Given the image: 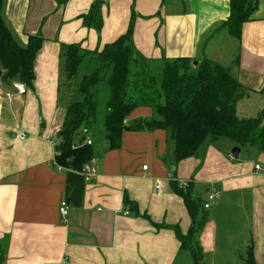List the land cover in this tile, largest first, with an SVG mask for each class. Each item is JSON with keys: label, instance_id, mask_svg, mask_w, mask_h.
Returning a JSON list of instances; mask_svg holds the SVG:
<instances>
[{"label": "crops", "instance_id": "0c3cea01", "mask_svg": "<svg viewBox=\"0 0 264 264\" xmlns=\"http://www.w3.org/2000/svg\"><path fill=\"white\" fill-rule=\"evenodd\" d=\"M94 2H2L3 18L20 45L27 46L30 35L44 37L32 88L19 93L17 81L3 79V70L0 74L2 264H193L175 231L151 222L179 225L188 232L191 215L172 186L179 179L191 181L200 202L212 190L219 193L198 214L205 215L196 233L204 258L221 251L219 232L227 228L234 247L225 250L233 252L235 264L245 262L250 244L257 263L264 264V149L257 145L208 138L194 156L177 162L168 131L127 129L121 147L107 150L105 141L98 144L106 136L105 112L84 130L83 143L90 137L98 145V174L84 179L81 205L72 203L68 186L76 182L68 179V168L56 163L68 103L59 91L61 43L101 50L124 34L132 19L134 46L154 73L158 68L161 77L165 58H209L232 66L246 89L237 103L238 115L262 116L264 123V0H256L240 38L221 26L230 17L231 0H107L101 5L99 31L86 26L82 17ZM152 115L151 108L139 107L127 122ZM234 146L241 149L239 158L231 153ZM63 200L69 203L68 220L60 213ZM211 264L218 263L212 259Z\"/></svg>", "mask_w": 264, "mask_h": 264}, {"label": "trees", "instance_id": "16d2710c", "mask_svg": "<svg viewBox=\"0 0 264 264\" xmlns=\"http://www.w3.org/2000/svg\"><path fill=\"white\" fill-rule=\"evenodd\" d=\"M56 1L61 6L69 0ZM106 1L95 0L90 12L82 16L86 26L101 30V5ZM2 2L0 0V70H3V79H15L32 88L35 60L44 37L30 35L27 46L20 45L3 18ZM256 8V0H231L230 17L221 26L227 28L231 36L240 38L243 24L251 19ZM133 31L134 19L124 34L101 50L90 51L80 43H61L60 97L64 91H70L79 94L80 98L68 99L57 142L56 163L68 168V179L75 180L68 189L72 188L70 197L78 206L85 187L82 169L95 157L98 148L94 141L83 143V138L86 137L84 130L97 123L101 83L108 85L110 95L104 118L106 136L98 144L105 141L107 150L121 147L127 129L168 131L174 142L177 162L194 156L208 138L225 137L240 146L257 145L264 149L263 117L242 118L237 113L238 100L245 95L246 89L238 80L234 67L209 58L197 64L189 57L165 58L160 77L150 67L148 59L135 48ZM139 107L151 108L153 115L128 123L129 116ZM172 186L184 199L191 215L188 232L183 233L179 225L151 222L157 228L173 229L182 249L191 253L193 264H205L196 233L205 224V215L199 218V211L208 208L194 198L191 182L188 187L181 188L174 180ZM0 255L2 264V247ZM243 259L246 264H258L253 244L248 245Z\"/></svg>", "mask_w": 264, "mask_h": 264}, {"label": "rangeland", "instance_id": "374dc122", "mask_svg": "<svg viewBox=\"0 0 264 264\" xmlns=\"http://www.w3.org/2000/svg\"><path fill=\"white\" fill-rule=\"evenodd\" d=\"M224 29L227 31V33H229L227 28L224 27ZM155 71H156L155 73L157 75H160L158 68H156ZM109 95H110V90L108 88V85L106 83H101L99 85V91H98V97H97L98 114L104 115V113L106 112V104H107V100L109 98ZM62 97L65 99L73 100V99L80 98V95L77 93L70 92V91H64V94ZM63 102H65V101H63ZM180 180H182V179H180ZM185 180H187V179H185ZM224 211H226V209H224ZM221 233H222V236H219V241H218L220 243L221 251H218L215 254L214 253L206 254V256L204 258L205 264H211L212 259H214L215 262L218 264H235V262H234L235 256H234L233 252L229 251V250H225V248L231 249L229 247H232V246L234 247L232 242L230 243V239L232 237L228 235L229 232H228L227 228H225L224 231L219 232V234H221ZM224 234H227L228 237H225ZM221 242H222V244H221ZM241 264H246V262H243Z\"/></svg>", "mask_w": 264, "mask_h": 264}, {"label": "built area", "instance_id": "2783aa9c", "mask_svg": "<svg viewBox=\"0 0 264 264\" xmlns=\"http://www.w3.org/2000/svg\"><path fill=\"white\" fill-rule=\"evenodd\" d=\"M14 87L18 90L19 93H26L27 92V86L23 83L16 82L14 84ZM7 95L10 97L11 94L7 93ZM87 144H92L93 140L90 137H87L85 139ZM61 168V167H60ZM144 169L148 168V165L143 166ZM256 169H261L260 165H256ZM82 174L85 178V180L91 181L95 176L98 174V166H97V159L96 157H93L89 162H87L83 169H82ZM174 179V178H173ZM179 187L181 188H186L190 185V180H177ZM157 188H161V183L157 182L156 183ZM219 197V193L216 190H212L207 197V200L204 202L205 208H209L211 203L216 200ZM60 213L63 216L65 220H68V215H69V203L67 200H63L60 205ZM129 213L128 210H126V214Z\"/></svg>", "mask_w": 264, "mask_h": 264}, {"label": "water", "instance_id": "95a60500", "mask_svg": "<svg viewBox=\"0 0 264 264\" xmlns=\"http://www.w3.org/2000/svg\"><path fill=\"white\" fill-rule=\"evenodd\" d=\"M194 63L197 64L198 61L195 60ZM0 74H1V70H0ZM240 151H241V149H240L239 146H234V147L232 148V150H231V153H232V155H233L235 158H239V156H240Z\"/></svg>", "mask_w": 264, "mask_h": 264}]
</instances>
